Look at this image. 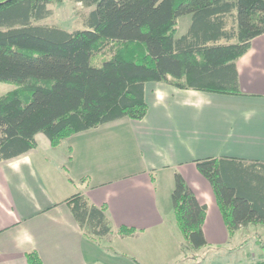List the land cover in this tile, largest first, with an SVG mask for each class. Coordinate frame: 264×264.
<instances>
[{"label":"trees","instance_id":"obj_1","mask_svg":"<svg viewBox=\"0 0 264 264\" xmlns=\"http://www.w3.org/2000/svg\"><path fill=\"white\" fill-rule=\"evenodd\" d=\"M62 1L0 0V80L17 85L0 95V162L34 148L39 132L58 146L107 122L144 118L149 81L242 94L237 60L264 33V0H75L90 7L81 28L40 22L52 14L50 3ZM186 14L191 24L177 36ZM107 48L111 56L95 63ZM196 167L212 184L230 236L264 222V165L207 157ZM171 200L182 247L206 246V205L179 171ZM70 207L87 233L112 230L105 206L76 194ZM26 259L44 264L37 250Z\"/></svg>","mask_w":264,"mask_h":264},{"label":"crops","instance_id":"obj_2","mask_svg":"<svg viewBox=\"0 0 264 264\" xmlns=\"http://www.w3.org/2000/svg\"><path fill=\"white\" fill-rule=\"evenodd\" d=\"M181 21L177 36L188 30L191 15ZM237 70L242 94L149 81L144 118L107 122L58 146L39 132L34 148L0 162V264H27L31 250L44 264H109L101 261L99 239L107 248L127 247L138 259L130 239L148 243L167 235L175 171L206 205L207 245L229 244L240 233L245 237L246 229L264 228L262 221L250 222L230 236L212 184L196 167L207 157L264 165V33L252 39ZM76 194L105 206L109 233L93 236L80 226L70 207ZM121 225L137 231L122 235Z\"/></svg>","mask_w":264,"mask_h":264},{"label":"rangeland","instance_id":"obj_3","mask_svg":"<svg viewBox=\"0 0 264 264\" xmlns=\"http://www.w3.org/2000/svg\"><path fill=\"white\" fill-rule=\"evenodd\" d=\"M52 14L41 20L42 23L58 24L68 29L81 28V14L87 12L90 7L80 1L63 0L61 3H50ZM184 22L181 21L179 29L182 31ZM178 33V32H177ZM112 51L107 48L94 57V62L100 64L105 58L110 57ZM15 83L0 80V95L16 88ZM168 220L165 233L152 242L142 243L140 239H130L128 245L133 247V253L126 250L127 247H106L105 240H97L102 263L109 264H252L264 261L260 255L264 253V228L246 229V236L240 233L236 235L229 244L219 246L206 245L192 250L182 247L183 235L176 223L174 211L166 214ZM161 236V235H160ZM177 241H183L181 246ZM106 244V245H105Z\"/></svg>","mask_w":264,"mask_h":264}]
</instances>
